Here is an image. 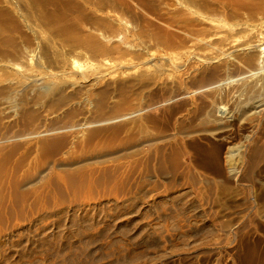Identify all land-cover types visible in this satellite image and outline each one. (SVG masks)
Instances as JSON below:
<instances>
[{
  "label": "rangeland",
  "instance_id": "rangeland-1",
  "mask_svg": "<svg viewBox=\"0 0 264 264\" xmlns=\"http://www.w3.org/2000/svg\"><path fill=\"white\" fill-rule=\"evenodd\" d=\"M250 81L264 0H0V264L263 255L264 218L232 207L264 176V113L227 114Z\"/></svg>",
  "mask_w": 264,
  "mask_h": 264
},
{
  "label": "bare ground",
  "instance_id": "bare-ground-1",
  "mask_svg": "<svg viewBox=\"0 0 264 264\" xmlns=\"http://www.w3.org/2000/svg\"><path fill=\"white\" fill-rule=\"evenodd\" d=\"M220 3H222L223 5H225V6H233L234 5V8L235 9H238V10H240V9H244V7H245V4H246V0H218ZM260 34H262V32H260V33H258V36H260ZM252 58V57H251ZM251 60V59H250ZM74 64H78L79 65V62L75 59L74 60ZM81 65V64H80ZM79 65V66H80ZM80 68V67H79ZM258 74V73H257ZM258 75H260V73L258 74ZM253 76V75H252ZM256 76V75H255ZM257 77V76H256ZM259 77V76H258ZM257 77V78H258ZM256 78V79H257ZM221 82V81H220ZM251 83L253 82V81H250ZM249 82V83H250ZM246 83H247V81H246ZM250 83V85L249 84H245V86H247L248 87V85L252 88H250V90H251V93H250V90H249V93L247 92L248 91V88L247 87H245V90H244V88L242 89L243 90V92L245 91V92H247L248 94H246L245 96H248L246 99H244V96H242L241 95V97H243V99L241 98H238L237 99V101L236 102H234V104H233V106H232V108L230 109V110H228V113L227 114H229L230 116H232V115H234V114H237V116H239V115H242V114H248L249 112V115L251 114V116H254V119L253 118H250L251 119V121H252V119L254 120V121H252V122H255V116H257L258 114L259 115H262L263 113H264V93H262L261 92V89L259 90L256 86H257V83L256 82H254V83H252L251 84ZM243 84V85H244ZM241 85H242V82H241ZM239 86H240V84H239ZM241 89H240V91H242ZM244 92V93H245ZM240 93V92H239ZM225 112H227V111H225ZM226 114V113H225ZM248 115V116H249ZM251 116H249V117H251ZM256 124V123H255ZM255 124H253L252 125V131L254 130V132L255 131H257L258 132V125H255ZM251 126V125H250ZM227 127V125L225 124V123H220V126H219V129H223V128H226ZM205 130V129H204ZM253 132V133H254ZM256 132V133H257ZM262 132V131H261ZM259 133V132H258ZM251 134V133H250ZM263 134V133H262ZM260 135V134H259ZM249 137H250V135H248ZM252 138V137H251ZM259 138V137H258ZM262 138V137H261ZM215 148H217V147H215ZM263 148V151H264V147H262ZM210 150V149H209ZM219 150V149H218ZM258 150V149H257ZM207 151V150H206ZM254 151V150H253ZM210 152L211 151H209V154H210ZM214 155L216 154L214 151L212 152ZM211 153V154H212ZM217 153H219V151L217 152ZM260 154V153H259ZM213 155V156H214ZM220 155V154H219ZM218 155V156H219ZM216 156V155H215ZM217 156V159L218 158H220V157H218ZM177 157V156H176ZM258 157V156H257ZM178 158V157H177ZM209 158H211L210 156H209ZM216 158V157H215ZM245 158V157H244ZM254 158V157H253ZM243 160V159H242ZM178 161V160H177ZM255 161H256V159H255ZM218 162H219V160H218ZM221 162V161H220ZM243 162V161H242ZM76 163H78V161L76 162ZM174 163V162H173ZM244 163V162H243ZM243 163H240V164H243ZM178 164V163H177ZM176 164V165H177ZM215 164V163H214ZM248 165V164H247ZM243 166L244 165H238V166H236V167H233V168H231L230 167V169L227 171V177H228V179H230V180H233V181H237L238 182V180H239V177H240V172H241V170H242V168H243ZM175 167V166H174ZM178 167V166H177ZM176 167V168H177ZM245 167H247V166H245ZM252 167V166H251ZM166 168H164V170H165ZM244 170V169H243ZM163 172V171H162ZM256 173V172H255ZM252 174H254V173H252ZM252 176H254V175H252ZM257 179V178H256ZM259 181H260V187H258V189H257V191L255 192V195H254V197H253V200L251 201V202H240V201H236V203L233 205L232 204V207H236V208H241V209H243V205H244V208L245 209H251V210H254V211H256V217L257 216H261V217H263L264 218V176H261L260 177V179H259ZM255 183V182H254ZM253 183V184H254ZM257 184V183H256ZM223 185V184H222ZM259 186V185H258ZM225 191V189L224 190H222V193ZM253 191V190H252ZM228 193V192H227ZM182 194H183V192H182ZM178 195H180V194H178ZM172 197H176L175 195L173 196L172 195ZM177 198V197H176ZM180 197H178V199H179ZM177 199V200H178ZM136 200V199H135ZM184 206V205H183ZM239 211V210H238ZM180 214V213H179ZM245 214H247V213H245ZM244 214V215H245ZM171 215V214H170ZM242 215H243V213H242ZM253 215V214H252ZM255 216V215H254ZM175 218V217H174ZM252 218H254V217H252ZM231 219V218H230ZM256 218H254V220L253 221H255L256 223L255 224H257V221L255 220ZM257 219H259L260 220V218H258L257 217ZM76 221H77V219H75ZM233 220V219H232ZM237 220V219H236ZM74 221V220H73ZM75 221V222H76ZM82 221H83V219H82ZM175 221V220H174ZM178 221V220H177ZM183 221V220H182ZM173 222V221H172ZM176 222V221H175ZM175 222H174V224H175ZM259 222V221H258ZM178 223V222H177ZM252 223V220H249V218H248V220H247V218H244V219H239V222H237V223H235V225L234 226H232L230 223V226H232V227H234L232 230H231V228H230V231H234V234H235V236H240V238H241V240L243 241V242H245L246 240H244L247 236H248V232H250V231H246L245 229H247V227H248V225L250 226V224ZM173 224V225H174ZM254 224V225H255ZM80 226V225H79ZM177 225H175V228H177L176 227ZM196 226V225H195ZM224 226V225H223ZM256 226V225H255ZM171 227V226H170ZM173 227V226H172ZM171 227V228H172ZM178 227H180V224H179V226ZM182 227V226H181ZM187 227V226H186ZM197 227V226H196ZM226 227V226H225ZM203 228V227H202ZM212 228V227H211ZM211 228H210V231H211ZM214 228V227H213ZM213 228H212V231H214L213 230ZM257 228H258V226H257ZM256 228V229H257ZM143 229V228H142ZM181 229L182 228H180V232H182L181 231ZM224 229V228H223ZM254 229H255V227H254ZM261 229V228H260ZM144 230H146L145 228L143 229V231ZM209 230V229H208ZM225 230V229H224ZM79 231V230H78ZM172 231V230H171ZM176 231V230H175ZM216 231V230H215ZM258 231V230H257ZM173 232H174V230H173ZM177 232H179V230L177 231ZM176 232V233H177ZM179 232V233H180ZM209 232V231H208ZM229 232V231H228ZM255 232V231H254ZM198 233V232H197ZM202 234H203V232H201ZM206 233V232H205ZM210 233V232H209ZM78 234V233H77ZM173 234V233H172ZM175 234V233H174ZM184 233H182L181 235H183ZM147 235V234H146ZM148 235H150V234H148ZM178 235V234H177ZM180 235V234H179ZM185 235V234H184ZM206 235V234H205ZM138 236V235H137ZM173 236H175V235H173ZM186 236V235H185ZM146 237V236H145ZM245 237V238H244ZM92 238V237H91ZM236 238V237H235ZM238 240V239H237ZM141 241V240H140ZM147 241V240H146ZM262 241V240H261ZM237 242V241H236ZM259 242V241H258ZM206 243V242H205ZM247 244L249 243V242H246ZM264 243V242H263ZM154 244V243H153ZM202 244V243H201ZM200 244V245H201ZM208 244V243H207ZM206 244V245H207ZM254 244V243H253ZM252 244V245H253ZM146 245V244H145ZM249 246H251V245H249ZM249 246H248V249H249ZM254 246V245H253ZM261 246V245H260ZM150 247H152V246H150ZM256 247V246H255ZM259 247V246H258ZM253 248V247H252ZM257 248V247H256ZM148 250V249H147ZM246 250V249H245ZM255 250V249H254ZM257 250V249H256ZM249 252V251H248ZM256 252V251H255ZM249 253H252L251 255H246V256H248V257H246V259H245V257H244V259L245 260H243V261H245L244 263H246V264H264V254L262 255H260V254H258L257 256H255L256 255V253H254L253 251L251 252H249ZM255 255H254V254ZM260 253V252H259ZM135 254V253H134ZM147 255V254H146ZM133 256V255H132ZM134 257H135V255H134ZM137 257V256H136ZM243 259V258H242ZM239 264V263H238ZM242 264V263H241Z\"/></svg>",
  "mask_w": 264,
  "mask_h": 264
}]
</instances>
